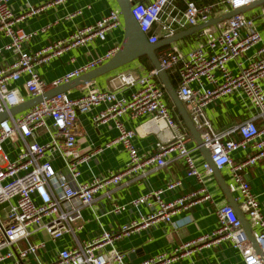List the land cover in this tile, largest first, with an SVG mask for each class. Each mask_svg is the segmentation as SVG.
<instances>
[{
  "label": "built area",
  "instance_id": "built-area-1",
  "mask_svg": "<svg viewBox=\"0 0 264 264\" xmlns=\"http://www.w3.org/2000/svg\"><path fill=\"white\" fill-rule=\"evenodd\" d=\"M130 1L132 15L140 29L150 43H157L255 0H213L202 5L193 0ZM41 8L31 12L36 13ZM24 17L12 11L10 0H0V33L8 38L0 53L5 50L18 53L16 60L0 67V112L10 111L110 60L119 46L51 82L37 70L39 65L64 50L94 39H105L111 30L124 28L123 13L117 7L95 23L76 29L68 37L28 52L23 49V44L35 32H27L19 26ZM157 54L169 76H177L179 98L204 145L211 150L214 165L218 169L229 167L232 177L229 188L238 197L240 208L247 214L264 254V213L245 176L248 169L264 158V9L258 12L251 9L199 30V40L186 52L171 44ZM118 78L120 84L114 89L88 85L78 97H72L69 90L61 92L0 122V206L7 205L6 212L0 217V264H23L31 259L35 264H128L126 254L117 246L118 240L153 221L169 222L172 216L191 208L199 199L210 197L203 187L172 200L163 198L162 189L146 193L131 203L138 207L154 198L157 208L153 213L142 215L117 231L105 230L97 237L62 249L51 262L45 263L39 257L47 240H33L36 236L45 234L51 240H57L66 232L75 233L74 224L82 218V210L92 207L100 196L110 201L114 212L124 211L126 205L117 203L115 191L130 181L147 176L152 167H166L171 155L184 160L188 174L199 182L204 180L205 173H212L209 163L204 161L199 166L196 162L189 147L190 136L166 101V90L158 71L153 67L141 75L121 72ZM22 79L25 92L17 86ZM125 87L133 88L128 98L119 95ZM229 95L238 96L250 116L230 128L217 129L207 116L206 108L214 100ZM101 104L106 108L95 116L94 122L98 125L109 119L115 120L118 136L107 146L121 144L129 160L119 171L81 182L80 165L92 154L82 155L77 148L78 116ZM125 114L132 119L147 116L143 128L168 130L170 138L160 143L152 154L139 153L134 143L136 130L126 127L121 120ZM40 130L50 131L51 138L38 141L36 135ZM7 141L14 143L15 158L10 159L4 152ZM237 151L244 153L241 159L233 157ZM55 158L64 160L66 174L58 173ZM180 184L174 180L166 189L174 190ZM215 214L217 226L212 233L187 241L172 254L159 253L132 264H167L183 250L190 251L200 243L221 240L229 241L241 251L242 264H264L234 207L229 204L219 206Z\"/></svg>",
  "mask_w": 264,
  "mask_h": 264
},
{
  "label": "crops",
  "instance_id": "crops-1",
  "mask_svg": "<svg viewBox=\"0 0 264 264\" xmlns=\"http://www.w3.org/2000/svg\"><path fill=\"white\" fill-rule=\"evenodd\" d=\"M193 1L202 5L213 0ZM10 5L16 15H25L18 23L19 26L27 32H35V35L23 44V49L28 52H33L59 39L66 38L76 29L95 23L111 9L119 7L116 0H63L61 2L55 0H10ZM39 7H42L40 11L31 12L32 9ZM123 36L124 28L113 29L105 39H94L64 50L62 54L54 56L46 63L39 65L37 70L46 81L51 82L78 69L88 61L104 55L112 47L119 46ZM197 39L199 40V31L172 42L159 50L169 48L171 44H175L180 46L183 52H186L196 44ZM7 42L8 38L0 33V48L6 45ZM17 57L18 53L16 51H3L0 53V67L13 62ZM231 65L235 66L233 63ZM147 70H149L148 67L140 58L85 85L75 86L69 89V92L72 97H78L83 94L88 85L102 89H114L120 84L119 73L133 72L141 75L146 73ZM22 81L23 79L17 82V86L25 92ZM132 90L133 88L130 87L122 88L119 95L128 98ZM166 101L182 129L189 134L191 139L189 147L193 150L196 162L201 166L206 161L205 156L197 147L196 141L190 134L167 91ZM105 108L106 105L101 104L80 113L78 116L80 135L77 148L82 155L92 154L80 165L81 176L79 181L81 182L89 181L96 175L119 171L125 167L129 160L128 153L121 144L107 146V143L118 136L115 120L109 119L98 125L94 122L95 116ZM206 114L217 129L230 128L250 116L249 110L236 95L214 100L207 106ZM12 116L15 115H11L9 118ZM121 120L126 127L136 130L134 143L141 154L154 153L160 143L170 138V131L168 130L157 131L153 127L143 128L142 124L148 120L147 116L132 119L128 114H125ZM232 137L238 138L236 135H232ZM50 138L51 134L48 130H40L36 135V139L40 142L48 141ZM13 145L14 143L12 144L11 141H7L4 145V152L10 159L15 158L17 153ZM243 154V152L237 151L233 154V157L241 159ZM170 159L171 161L166 167L157 169L152 167L147 176L130 181L115 191L117 203L126 205L124 211L114 212L111 210L110 201L104 196H100L92 207H86L82 210V218L74 224L75 233L66 232L57 240H51L45 234L36 236L33 240H39L40 238L47 240L46 248L39 252V257L45 263L51 262L62 249L74 247L83 240L97 237L105 230L117 231L122 225L138 220L142 215L147 216L153 213L157 208L154 198L138 207L134 206L131 201L158 189L164 190L162 196L165 200L175 199L199 187L205 188L210 197L199 199L191 208L172 216L169 222L162 219L153 221L148 226H141L134 233L118 240L119 250L126 254V263H139L159 253L172 254L175 248L187 241L212 233L217 226L216 208L229 204L226 193L216 175L213 171L210 174L205 173L204 180L199 182L196 177L188 174L184 160L175 157V155H171ZM64 164L62 158L54 159V165L59 174H66ZM219 171L221 177L226 180L229 186L232 178L229 167H224ZM245 176L264 213V158L248 169ZM174 180L180 181V186L174 190H167L168 183ZM232 194L238 200L236 194L233 192ZM6 210L7 205L0 206V217H3ZM243 214L249 221L247 214L245 212ZM76 225L81 226V228H77ZM191 248L190 251L183 250L177 253L171 262L167 264H242L243 261L241 251L233 247L227 240L200 243ZM23 264H35V262L31 259Z\"/></svg>",
  "mask_w": 264,
  "mask_h": 264
},
{
  "label": "water",
  "instance_id": "water-1",
  "mask_svg": "<svg viewBox=\"0 0 264 264\" xmlns=\"http://www.w3.org/2000/svg\"><path fill=\"white\" fill-rule=\"evenodd\" d=\"M116 1L123 13L124 36H123V40L121 44L119 45L118 50L115 53V55L110 60L98 66L97 68L87 73H84L81 76L74 78L67 83L62 84L58 86L57 88L49 90L43 95L37 96L20 105H17L14 108L10 109V111L0 112V122L7 120L11 115H17L29 109L30 107L38 104L44 99H48L61 92H66L69 89L74 88L75 86L85 85L88 82H91L92 80L102 75L108 74L112 71H115L117 69H120L124 66L129 65L137 59H140L145 56L148 57L152 63V66L158 71L161 83L163 84L165 90L167 91V94L169 95V97L175 104L176 108L178 109L180 115L182 116L190 134L196 141L197 147L203 152L206 162L210 164L213 173L216 175L219 183L221 184V187L226 193L229 205L234 207V209L236 210L238 217L240 218L242 225L248 235V238H250L252 245L255 248V251L259 255L260 259L264 262V254L261 250L260 245L257 243L255 239L253 228L251 227L249 221H247V219L245 218V215L241 211L240 202L236 200V198L230 191V188L226 180L221 177L219 169L214 165V162L212 160L211 150L204 145L201 139L199 130L195 127L185 104L179 98L177 90L174 84L172 83L169 74L167 73L165 69L162 68L159 58H158V54H157V51L160 48L172 42H175L185 36L195 33L205 27H208L211 25H217L219 22L229 19L237 14L244 13L250 9L264 5V0H255L243 7H240V8L228 11L227 13H224L222 15L216 16L204 24L180 31L168 38L162 39L161 41L157 43H150L146 35L140 29L137 21L132 15L131 1L130 0H116Z\"/></svg>",
  "mask_w": 264,
  "mask_h": 264
},
{
  "label": "trees",
  "instance_id": "trees-1",
  "mask_svg": "<svg viewBox=\"0 0 264 264\" xmlns=\"http://www.w3.org/2000/svg\"><path fill=\"white\" fill-rule=\"evenodd\" d=\"M141 59L144 61V63H145L146 66L148 67V69L153 68V67H152V63H151V61L149 60L148 57L145 56V57H142ZM170 78H171L172 83H173L174 86L176 87L177 76H176L175 74H173V75L170 74Z\"/></svg>",
  "mask_w": 264,
  "mask_h": 264
},
{
  "label": "rangeland",
  "instance_id": "rangeland-1",
  "mask_svg": "<svg viewBox=\"0 0 264 264\" xmlns=\"http://www.w3.org/2000/svg\"><path fill=\"white\" fill-rule=\"evenodd\" d=\"M264 9V6H259V7H256V8H253V11L254 12H258L260 10ZM247 12V11H246Z\"/></svg>",
  "mask_w": 264,
  "mask_h": 264
}]
</instances>
